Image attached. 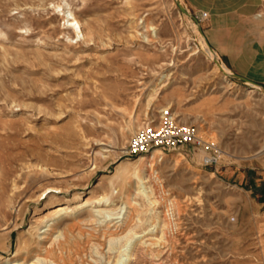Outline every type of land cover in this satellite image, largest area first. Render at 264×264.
Returning a JSON list of instances; mask_svg holds the SVG:
<instances>
[{
    "label": "rangeland",
    "instance_id": "obj_1",
    "mask_svg": "<svg viewBox=\"0 0 264 264\" xmlns=\"http://www.w3.org/2000/svg\"><path fill=\"white\" fill-rule=\"evenodd\" d=\"M200 11L189 0H0L1 264H126L130 251L129 264H264V195L248 187L264 175V96L214 69ZM164 110L213 139L215 163L189 145L124 153ZM146 162L157 202L141 188L125 219Z\"/></svg>",
    "mask_w": 264,
    "mask_h": 264
},
{
    "label": "crops",
    "instance_id": "obj_2",
    "mask_svg": "<svg viewBox=\"0 0 264 264\" xmlns=\"http://www.w3.org/2000/svg\"><path fill=\"white\" fill-rule=\"evenodd\" d=\"M263 1L189 0V7L207 11L206 41L222 63L232 73L260 85H264ZM248 187L264 195V175L257 180L248 178Z\"/></svg>",
    "mask_w": 264,
    "mask_h": 264
},
{
    "label": "built area",
    "instance_id": "obj_3",
    "mask_svg": "<svg viewBox=\"0 0 264 264\" xmlns=\"http://www.w3.org/2000/svg\"><path fill=\"white\" fill-rule=\"evenodd\" d=\"M206 11H200L197 19L204 20ZM186 145L200 151V163L211 165L217 160L218 148L213 139L203 135L195 124L177 121L164 111L155 123H146L136 129L124 147L127 155H141L151 151H178Z\"/></svg>",
    "mask_w": 264,
    "mask_h": 264
},
{
    "label": "bare ground",
    "instance_id": "obj_4",
    "mask_svg": "<svg viewBox=\"0 0 264 264\" xmlns=\"http://www.w3.org/2000/svg\"><path fill=\"white\" fill-rule=\"evenodd\" d=\"M69 15L72 16L71 12L69 13ZM71 18L72 19H68L69 26L73 27L79 33L82 32L81 29H80L79 22L77 20H75L73 17H71ZM204 49H205V53L208 54V57L214 62V64H213L214 65V69L220 71L222 73L223 77L224 76L225 77H229V74L231 73V70H229L224 64L218 62L217 54L212 50V48L208 45V43H205V41H204ZM247 83H248L250 89H252V90L253 89H258V90H260V93L264 96V90H262V88L259 86V84H256V83L251 82V81H247ZM201 133L203 134L202 131H201ZM263 147H264V145H263ZM154 167H155L154 163H152V162L147 163L146 162L145 164L139 165L136 168L137 169L136 170V175L138 177V181L131 184L130 188L128 189V191L125 194V204L123 206L121 205L122 207L119 208L120 211H118V212H121V214L125 215L124 216L125 219L128 218V216L131 213L132 207L136 204V202L134 201V196L137 195L141 191V188H143L142 192H143V194H145V196L150 201V203L155 204L157 202V200H156V198L154 196L153 190L151 188V185L148 183L149 182L148 178L151 175L154 176V174L156 173V168H154ZM154 177H156V176H154ZM103 199L105 201L107 200L106 197L103 198ZM59 210H61L60 207H58L56 211H59ZM104 215L105 216H109V214L107 212H105ZM157 224H158L157 227H158L159 232H160L161 235H160L159 238H153V242L152 243H154V244L159 243V240L163 239L164 233H165L164 231L167 228L166 223L162 219H159V222ZM52 229H54V226H52V227L49 226V230H51V231H49L47 229V232L44 234V236L41 237L40 241H38L37 247H36V251L48 253V250H46V248H45V246H46L45 242H46L47 239L50 238L51 233H53ZM133 255L134 254L132 253V251L127 253V255H126L127 257L125 259V261H127L126 264H129V262L131 260H133ZM33 258H35V256L31 257V259H33ZM4 264H8V262H4Z\"/></svg>",
    "mask_w": 264,
    "mask_h": 264
},
{
    "label": "water",
    "instance_id": "obj_5",
    "mask_svg": "<svg viewBox=\"0 0 264 264\" xmlns=\"http://www.w3.org/2000/svg\"><path fill=\"white\" fill-rule=\"evenodd\" d=\"M179 8H180L181 10H183V8H182L180 5H179ZM229 76H231V77H235V78H238V79H240V80L242 79L243 81H246V82L249 81L248 79L244 78L243 76H241V75H240V76H239V75H236V74H234V73H232V72L229 74ZM259 86H260V84H259ZM262 90H263V89H262Z\"/></svg>",
    "mask_w": 264,
    "mask_h": 264
}]
</instances>
